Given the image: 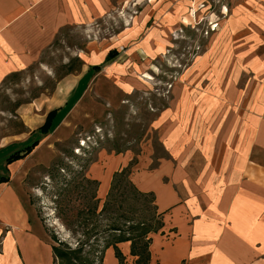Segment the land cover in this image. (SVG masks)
<instances>
[{"label": "rangeland", "instance_id": "rangeland-1", "mask_svg": "<svg viewBox=\"0 0 264 264\" xmlns=\"http://www.w3.org/2000/svg\"><path fill=\"white\" fill-rule=\"evenodd\" d=\"M127 1L108 0L83 21L59 27L34 62L14 71L18 77L0 82V182L11 180L27 195L50 247L60 241L75 248L87 237L90 218L76 214L95 199L99 212L106 195L87 179L95 180L89 169L105 156L126 153L136 160L133 173L170 158L172 145L177 178L182 165L194 182L202 116L211 126L226 109L220 99L243 98L264 77V0H130L125 7ZM111 50L115 56L104 62ZM75 58L67 74L64 64ZM67 95L41 136L37 128ZM36 140L22 159L5 163ZM125 195L127 211L151 207L149 197Z\"/></svg>", "mask_w": 264, "mask_h": 264}, {"label": "crops", "instance_id": "crops-1", "mask_svg": "<svg viewBox=\"0 0 264 264\" xmlns=\"http://www.w3.org/2000/svg\"><path fill=\"white\" fill-rule=\"evenodd\" d=\"M107 1L0 0V82L34 62L59 27L83 21ZM220 100L226 109L212 117L210 129L203 116L197 127L194 182L182 165L177 178L172 145L166 146L170 158L156 168L131 174L141 192L154 193L163 215V227L151 235L148 264H264V77L243 98ZM103 159L89 174L105 197L113 173L130 159L126 153ZM118 247L125 264H133L130 242ZM0 264H53L49 237L11 180L0 182ZM103 264H118L112 247Z\"/></svg>", "mask_w": 264, "mask_h": 264}, {"label": "trees", "instance_id": "trees-1", "mask_svg": "<svg viewBox=\"0 0 264 264\" xmlns=\"http://www.w3.org/2000/svg\"><path fill=\"white\" fill-rule=\"evenodd\" d=\"M114 56L115 51H108L105 55L104 62L112 59ZM76 60V58L70 59L64 64V67L68 68L67 74L72 73L75 69L76 66L74 62ZM97 68V65L88 66L86 67V71ZM19 73L20 72H12L7 74L2 82L7 79L18 77ZM70 96L71 95H67L62 98L60 105L51 109L46 114L43 123L37 128V132L41 136L48 132L52 120L56 117L58 111L62 109L63 105L67 103ZM37 143L38 141L36 140L23 150H18L8 155L5 158V163L10 164L22 159L37 145ZM133 161L136 163V160L132 159L125 167L114 172L106 198L98 213V200L95 199L97 201L96 205L88 206L87 212L79 211L76 214V217L78 214L79 217L87 214L90 218L89 220L84 218V221L87 220L86 225L92 223L90 229L83 231V234L87 235V237L78 240V244L75 248H71L60 241L51 246L54 264H103L104 251L109 247L113 248L114 256L118 264H125V257L118 247L119 243L125 241L130 242V255L134 258L133 264L149 263L151 235L158 232L163 227V215L157 212L154 193L141 192L130 180L134 168L132 166ZM87 181L89 183H96L98 186L96 180L87 179ZM127 189H129V193H132L138 198L149 197L151 207L136 210L128 208V211L125 210L124 204H126L127 207L131 206L129 199H126L127 196L125 195ZM116 191H120V193H115ZM116 196H119L121 200L117 201ZM98 216H101L106 222L104 224L97 223ZM51 239L54 242L57 241L56 237H51Z\"/></svg>", "mask_w": 264, "mask_h": 264}, {"label": "bare ground", "instance_id": "bare-ground-1", "mask_svg": "<svg viewBox=\"0 0 264 264\" xmlns=\"http://www.w3.org/2000/svg\"><path fill=\"white\" fill-rule=\"evenodd\" d=\"M130 2V0L127 1V4L125 5V7H127L128 3ZM78 56L81 58L82 61H84L85 63H88L89 62V58L82 52H79ZM55 225L56 226H59V223L55 220ZM62 228V227H61Z\"/></svg>", "mask_w": 264, "mask_h": 264}]
</instances>
